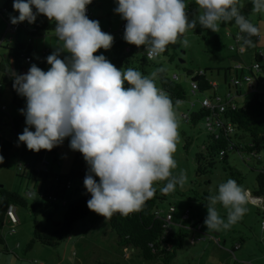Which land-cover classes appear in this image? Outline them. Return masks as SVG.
Segmentation results:
<instances>
[{
    "label": "clouds",
    "instance_id": "obj_1",
    "mask_svg": "<svg viewBox=\"0 0 264 264\" xmlns=\"http://www.w3.org/2000/svg\"><path fill=\"white\" fill-rule=\"evenodd\" d=\"M91 3L13 0V9L19 13L10 15L13 25L33 24L42 14L55 22L60 42L46 58L51 66L47 71L32 64L27 73H14L13 87L26 98L20 112L27 126L19 134L18 145L23 143L38 153L51 151L70 138V148L79 151L88 165L84 186L91 198L87 207L106 219L114 213L127 216L139 211L154 196V182L167 181L160 191L168 194L178 184L182 186L186 176L172 173L177 167L173 154L179 139L172 99L157 88L156 73L145 76L132 67L118 69L103 54L95 55L100 49L109 50L114 37L102 31L99 21L88 18ZM195 3L197 14L192 18L186 0H117L114 11L126 21L123 39L144 46L148 60L176 44L197 24L218 33V22L234 21L246 34L245 45L260 35V29L241 14L239 0ZM252 4L253 13H264V0H252ZM181 43L187 46V38ZM62 52L68 53L63 59ZM208 199L207 230L228 229L248 210L247 193L234 179L219 184L218 193ZM217 203L228 210L227 222L218 214Z\"/></svg>",
    "mask_w": 264,
    "mask_h": 264
},
{
    "label": "rangeland",
    "instance_id": "obj_2",
    "mask_svg": "<svg viewBox=\"0 0 264 264\" xmlns=\"http://www.w3.org/2000/svg\"><path fill=\"white\" fill-rule=\"evenodd\" d=\"M9 3L13 4V1L9 0ZM186 4V11L191 10L194 15L197 14L198 6L195 0H186ZM237 6L241 14L260 29L259 36L251 37V45L244 44L243 38L246 34L239 31L234 21H220L218 22V33L201 27L199 33L188 29L183 37L178 38L176 44H169L166 47V53L163 52L153 60L156 64H162V68L169 74L177 73L187 90L189 89L190 76L182 70L183 67L194 70L210 68L211 72H207L208 77L215 81L216 96L222 98L234 95V79L237 75L241 80L238 83L241 94L237 95V99L240 104H243L251 95L248 93L250 86L244 76L253 78L256 84L258 81V70L253 68L254 73L249 70V67L255 62L256 51L263 56L262 63L264 64V13H253L252 0H239ZM116 7L117 0H96V5L89 7L92 13L88 18L99 21L102 31L110 30L111 33L109 34L112 35L124 21L114 11ZM5 30V23H0V38ZM214 34L219 36L220 44L218 46H213L215 43L209 41V38ZM184 37L188 40L187 46L181 43ZM59 44L60 42L54 32L35 37L33 39V61L29 62L28 66L31 67L32 64L37 65L40 62L42 63L40 68L47 71L51 66L43 56V51L45 48L51 47V51L54 52L55 47ZM61 54H64L65 57L68 55V53L63 52ZM101 54L110 61V54L103 49L95 53V55ZM235 54L240 56L241 63L245 66L243 73L238 68L239 62L231 58V55ZM171 55H174L172 61L169 60ZM158 69L161 68L158 67ZM146 71L149 73L146 75L148 76L151 73H156V68L146 67ZM154 79L156 86H158L157 76ZM258 86L261 88L263 84L260 82ZM9 91L11 93L10 87ZM205 96L212 98L213 91L197 94L188 93L187 100L179 108L182 110L186 108L189 101H195V108H197L199 101ZM18 109L23 108L18 107ZM178 124L179 139L173 154L177 167L172 169V173L179 176L183 172L186 180L181 188L176 186L174 193H170L168 200L161 203L160 207L165 215L170 205L175 207V210L171 212L173 218L170 222L173 225L180 224L182 220H188L185 219L187 210L189 217L193 218L192 221L197 220V225L192 226L191 223V225L186 226L188 237L183 241L181 247L176 249V256L169 264H264V227L261 226L263 216L258 212V205L249 200L250 194H247L248 202L245 205L248 210L242 218L228 229L207 230L204 220L207 216L208 197L218 193V186L223 183L222 179L225 178L224 173L220 168L215 167L211 169L209 174L199 177L201 180L204 177H210L211 184L202 187L196 186V188L194 185L188 186L193 176L196 177L197 174L195 171L197 162L194 160V153L197 150L198 142L204 140L205 134L202 127L189 129V125L182 120H179ZM182 129H186L187 133L194 136L195 139L189 152L184 150V139L180 132ZM200 129H202L201 132H199ZM69 145L70 138H66L61 145L56 146V157L59 163H55L53 168L61 174H68L71 171L78 152L73 151ZM229 162L244 174V182L241 185L243 189H250L255 184V172L252 168H264V150L251 154L231 152ZM95 179L99 182V177H95ZM82 182L84 183L83 179H75L73 187L67 190V196L71 192H74L73 198L75 192L79 195L84 194L83 192L87 189L84 186V190L81 191ZM190 187L199 191L205 190L207 201H197L194 194L188 192ZM39 191L40 189L35 188L33 198L24 192L29 204L40 199ZM180 191L182 193H178ZM15 206L18 208L19 217L18 225L14 227V229L16 228L15 231H10L12 228L8 224L0 229V235L5 239L3 244L0 243V264H99L100 260L118 261L121 264H162L140 257L133 246L119 245L116 234L110 228L107 219L93 211L77 220L67 237L58 244L45 245L34 242L32 246H28L35 226L45 232L51 231L54 228V223L63 220L66 206L63 201H59L56 212L51 218L42 215L35 216L29 208L22 205ZM215 207L220 217L227 222L228 210L220 203H217ZM6 244H8V253L1 251L6 247Z\"/></svg>",
    "mask_w": 264,
    "mask_h": 264
},
{
    "label": "trees",
    "instance_id": "obj_3",
    "mask_svg": "<svg viewBox=\"0 0 264 264\" xmlns=\"http://www.w3.org/2000/svg\"><path fill=\"white\" fill-rule=\"evenodd\" d=\"M94 5H96V0H92V3L87 8L89 9V7ZM33 11H35V8H33ZM13 12L14 9L9 2L0 8V14L6 23L7 17L13 15ZM187 13L190 18L194 16L191 10H188ZM17 25L14 45L12 48H8L9 52L5 61L6 63L0 62V65L7 68V74L13 91L12 99L14 104L26 105V98L20 96L13 87L14 73L25 74L28 72L30 68L28 63L33 61V39L43 34L54 32L55 22L49 21L46 16L40 14L37 15V19L33 24L25 21ZM189 30L199 33L200 26L197 24L196 28ZM106 33H111V31L108 30ZM112 36L114 37L112 47L109 50L103 49L110 54V62L118 69L132 67L145 76L149 74L146 71V67L156 68L157 88L164 91L172 99L177 121L182 120L185 124L189 125V129L194 127L203 128L205 134L204 140L200 143L198 142L196 146L197 150L194 153V160L197 162L195 170L197 174L196 177L193 176L188 186L194 185V188H196V186L202 187L203 185L211 184L210 177H204L203 180L199 179V177L209 174L211 169L215 167L223 171L225 177L222 179L223 182H226L228 179H234L239 185H242L245 176L229 162V154L231 152L251 154L264 150V90L260 89L259 86H255V91L249 92L251 94L249 99L240 104L237 95L241 94L238 84L241 80H239L237 75L234 79V95L222 98L216 96V85L208 77L207 72H211L210 68H197L194 70L183 67L182 70L190 76L189 89L187 90L177 73L174 75L169 74L162 68V64H156L154 60H148L144 46L137 47L127 43L123 39L124 34H119L118 30ZM209 41L215 43L213 46L220 44L219 36L216 34L209 38ZM164 52L166 53L167 49ZM52 53L53 51L51 50H45L43 51V56L47 58ZM61 57H65V55L61 54ZM173 57L174 55H171L169 60L172 61ZM231 58L239 62L240 66L238 65V68L243 73L245 66L241 63L240 56L235 54L231 55ZM255 62H259L261 65L257 69L258 83H264V64L262 63V56L258 51L255 52ZM37 66L40 68L42 63L38 62ZM158 67L163 69V71H160ZM180 67L182 66L180 65ZM249 70L251 73H254L252 66L249 67ZM125 87H129L127 82H125ZM210 91H213V97L205 96L203 99L209 98L213 103H217L216 106H206L203 104V99H201L197 108H195V101H189L188 106L183 110L179 108L187 100L188 93L197 94ZM177 101H179L178 105L176 104ZM218 103L224 104L223 110L220 109ZM180 132L184 139V150L189 152L195 140L194 136L188 134L186 129H182ZM55 149L56 147L51 151L42 149L38 152L37 157L34 159L35 162L31 166L32 170L29 173L31 177L37 178L45 185L38 202L29 204L20 193L5 187L0 189V229L4 226L6 219H8L7 210L10 206L22 205L29 208L35 216L42 215L51 218L56 212L58 202L64 201L66 209L63 220L54 223V228L49 232L42 231L35 226L28 246H32L34 242H40L45 245L58 244L67 237L77 220L92 212L87 207V201L91 198L90 193L85 192L74 198L67 196V190L73 187V181L77 178L84 180L88 172V165L83 155L79 151L77 152L71 171L68 174L55 173L52 171V167L55 163H59L55 156ZM43 156L47 160L46 166L48 164L51 166H47V170L40 168ZM50 158H52V161H50ZM252 169L255 172V184L250 189L244 188V190L246 192L248 190L250 197L257 200L256 203L259 204L257 209L263 216V223L264 168ZM173 176L176 175L173 174ZM68 182L71 183L70 187H67ZM166 183L167 181L154 182L153 187L156 189L154 196L148 199L139 211L129 213L127 216L114 213L110 218H106L110 228L116 234L119 245L133 246L140 257L162 264H169L175 258L176 249L181 247L183 241L188 237L185 229L186 226L191 225V223L192 226L197 225V220L194 219L193 222V218L189 217L188 210L185 213L187 214L185 219L187 218L188 220H182L180 224L176 225L171 224L170 221L173 218L171 212L175 210L173 205H170L167 212V214H171V218L169 221L166 220L167 214H163V210L160 207L161 203L168 200L170 194H163L160 191V188L165 186ZM177 187L181 188V185L178 184ZM189 191L194 194L197 201H207V192L205 190L199 191L190 187ZM173 193L171 192V194ZM171 208L173 209L171 210ZM0 243H4L1 236ZM1 251L5 253L9 252L7 247H4ZM98 263L121 264L118 261L108 260H100Z\"/></svg>",
    "mask_w": 264,
    "mask_h": 264
},
{
    "label": "crops",
    "instance_id": "obj_4",
    "mask_svg": "<svg viewBox=\"0 0 264 264\" xmlns=\"http://www.w3.org/2000/svg\"><path fill=\"white\" fill-rule=\"evenodd\" d=\"M7 2H9V0H0V8ZM9 4L13 7L12 3ZM0 23H5L6 26L5 33L2 34L0 38V62L6 63L5 61L9 52L8 48L13 47L16 34L12 28L7 27V23L1 14ZM45 50H52V48L47 47L45 48ZM244 79H247L246 81H248V85L250 86V90L248 91V93L255 91L259 81H257L256 84L251 77L246 78L244 76ZM262 84L263 86L260 89L264 90V83ZM9 87L11 89V93L9 91ZM12 95L13 91L10 79L7 74V68L0 65V155H2L4 158L3 161H0V183H2L0 189L2 187L8 188L20 193L24 197V192H26L27 196L33 198L35 195V188L40 189L39 195L41 196V192L44 190L45 185L37 178H34L33 176L31 177V175L29 174L31 173V166H33V162H35L34 159L37 157L38 153L28 150L26 145L23 143H20L18 145L19 134H21L24 128L27 126L25 122V116L20 112V109H18V107L25 108L26 105L14 104ZM14 105L18 107H15ZM4 106L5 108L3 109ZM32 130L35 131L34 128ZM56 152L57 151L55 149V156ZM19 164H22L21 169H19ZM52 171L55 173H59L53 167ZM30 187L33 188L31 189ZM80 187L81 191H83V182ZM85 192H87V190H85L83 193ZM73 193L74 192H71L68 196L73 197ZM77 195L79 194L75 192L74 197H77ZM26 200L28 201V199ZM39 200H35L34 202H38ZM255 204L259 205L258 203ZM14 208L17 214L18 208L16 206ZM5 222L6 223H4V225L8 224L9 226H11L12 229L10 231L14 232L16 229H14V227L18 225L19 217L18 222L14 225L9 218L6 219ZM2 239L5 240L3 237ZM7 246L8 244H6V247Z\"/></svg>",
    "mask_w": 264,
    "mask_h": 264
},
{
    "label": "built area",
    "instance_id": "obj_5",
    "mask_svg": "<svg viewBox=\"0 0 264 264\" xmlns=\"http://www.w3.org/2000/svg\"><path fill=\"white\" fill-rule=\"evenodd\" d=\"M90 13H91L90 10L87 8L86 15L88 16V15H90ZM18 14H19V13L16 12V11L13 12V16H17ZM125 25H126V21L124 20V21L120 24V27H119V29H118V33H119V34H124ZM17 26H18V25H13V24L11 23L10 17H7V27H8V28H12V29L15 31V30L17 29ZM239 66H240V65H239ZM252 67H253V68H256V69H259V68L261 67V65H260L259 62H255V63L252 65ZM203 104L206 105V106H209V107H214V106H216L217 103H213L212 101H210L209 98H205V99H203ZM218 105H219V107H220L221 110L224 109V104H222V103H218ZM4 108H5V106L3 107V109H4ZM221 154H222V151H221ZM46 164H47L46 157L43 156V158H42V160H41L40 168L47 170V166H46ZM21 168H22V164H19V169H21ZM70 186H71V183L68 182V183H67V187H70ZM246 193H247V194H250L248 190H247ZM29 194H31V193H29ZM250 198H251V197L249 196V200H250L251 202H253ZM253 203H256V202H253ZM172 209H173V208H171V210H172ZM185 217H187V214H185ZM7 218H9V219L12 221L13 225L16 224V223L18 222V216H17V214H16V212H15V208H14V206H10V207L8 208V210H7ZM170 218H171V214L168 213V214L166 215V220L169 221ZM262 226L264 227V221H263V223H262Z\"/></svg>",
    "mask_w": 264,
    "mask_h": 264
},
{
    "label": "water",
    "instance_id": "obj_6",
    "mask_svg": "<svg viewBox=\"0 0 264 264\" xmlns=\"http://www.w3.org/2000/svg\"><path fill=\"white\" fill-rule=\"evenodd\" d=\"M250 199H251L253 202H256V201H257L256 199H254V198H252V197H251Z\"/></svg>",
    "mask_w": 264,
    "mask_h": 264
}]
</instances>
